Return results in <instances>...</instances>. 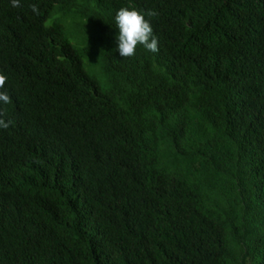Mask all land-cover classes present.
Returning <instances> with one entry per match:
<instances>
[{
  "label": "trees",
  "instance_id": "trees-1",
  "mask_svg": "<svg viewBox=\"0 0 264 264\" xmlns=\"http://www.w3.org/2000/svg\"><path fill=\"white\" fill-rule=\"evenodd\" d=\"M0 33V264H264V0H0Z\"/></svg>",
  "mask_w": 264,
  "mask_h": 264
},
{
  "label": "clouds",
  "instance_id": "clouds-1",
  "mask_svg": "<svg viewBox=\"0 0 264 264\" xmlns=\"http://www.w3.org/2000/svg\"><path fill=\"white\" fill-rule=\"evenodd\" d=\"M13 7L20 6V0H12ZM33 12H38L37 5H32ZM155 11L141 12L137 9H130L123 7L119 9L115 15V22L118 27V36L116 38L117 48L119 55L122 58H131L136 55L137 47L142 45L145 49L152 53H157L158 37L154 35V30L149 18L156 16ZM246 20H244L245 22ZM1 38V33H0ZM240 56L245 59L246 50L242 47L239 48ZM3 68L0 65V89H3L7 77L3 75ZM0 102L3 104L11 103V98L5 91H0ZM11 122H6L0 117V128L7 129Z\"/></svg>",
  "mask_w": 264,
  "mask_h": 264
}]
</instances>
